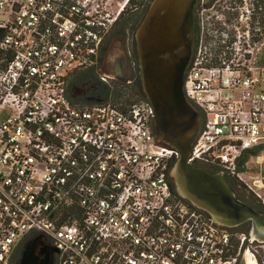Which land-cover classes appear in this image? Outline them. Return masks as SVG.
<instances>
[{
    "label": "built area",
    "instance_id": "built-area-1",
    "mask_svg": "<svg viewBox=\"0 0 264 264\" xmlns=\"http://www.w3.org/2000/svg\"><path fill=\"white\" fill-rule=\"evenodd\" d=\"M131 4L0 0V264L35 237L55 249L51 264H239L247 251L264 264V242L174 191L179 151L158 140L147 98L71 95V76L98 65ZM199 27L183 87L201 117L188 161L220 171L264 210V33L216 56Z\"/></svg>",
    "mask_w": 264,
    "mask_h": 264
},
{
    "label": "water",
    "instance_id": "water-1",
    "mask_svg": "<svg viewBox=\"0 0 264 264\" xmlns=\"http://www.w3.org/2000/svg\"><path fill=\"white\" fill-rule=\"evenodd\" d=\"M197 0H151L137 27L139 75L146 98L155 109L154 129L160 142L179 151L170 171L176 192L207 211L225 227L250 223L251 240L264 242V217L239 199L223 173L188 161L200 114L184 93V79L193 52L194 7ZM55 249L35 237L25 244L18 264H51ZM239 264H252L244 255Z\"/></svg>",
    "mask_w": 264,
    "mask_h": 264
},
{
    "label": "flooded vegetation",
    "instance_id": "flooded-vegetation-1",
    "mask_svg": "<svg viewBox=\"0 0 264 264\" xmlns=\"http://www.w3.org/2000/svg\"><path fill=\"white\" fill-rule=\"evenodd\" d=\"M150 0H132L130 11L135 20L132 27H137L143 20ZM204 22V42L210 53L219 55L231 47L249 32L254 41H262L264 33V0L250 2L247 0H197L194 7V56L199 41V21ZM260 41V42H261ZM25 244L17 249L19 256L13 264H18ZM54 256V253H53Z\"/></svg>",
    "mask_w": 264,
    "mask_h": 264
},
{
    "label": "trees",
    "instance_id": "trees-1",
    "mask_svg": "<svg viewBox=\"0 0 264 264\" xmlns=\"http://www.w3.org/2000/svg\"><path fill=\"white\" fill-rule=\"evenodd\" d=\"M129 9L125 11V13L116 23V25L112 28L107 39L105 40L102 51L99 56L98 65H94L80 71H75L71 76L69 83V90L71 95L74 96V99L78 103L90 104V103H96L98 101H108L111 97V94L115 93L121 96L124 93V91L130 92L133 96L138 95L142 100L146 99L144 92L139 86L137 87V85L135 84L133 85L126 84L125 81L123 80L113 81V84L112 82L105 83L100 80V76H99L100 74L98 72L102 59L106 51L108 50V47L110 46L109 44L113 42L116 36L123 35L125 31L128 29V27L132 26L131 23L135 20V18H133L132 12ZM129 12H131L132 15L131 18L127 17ZM77 88H86L87 89L86 94L77 95L76 93ZM127 102H129V104L132 103V101L131 102L127 101ZM116 104L123 105L121 103H116ZM208 169L216 171V169L213 168H208ZM228 181L232 184L234 191L239 199L255 207L258 211H260L264 215L263 207L250 193L247 192L245 188L238 186V184L231 179H228ZM171 183L174 191L176 192V188L173 181H171ZM238 227L240 228L243 227L241 228V231H246V232H249L250 229V225L248 224V222Z\"/></svg>",
    "mask_w": 264,
    "mask_h": 264
},
{
    "label": "rangeland",
    "instance_id": "rangeland-1",
    "mask_svg": "<svg viewBox=\"0 0 264 264\" xmlns=\"http://www.w3.org/2000/svg\"><path fill=\"white\" fill-rule=\"evenodd\" d=\"M144 1L147 4V0ZM127 17L128 18L132 17L131 12H129ZM135 32H136V27L129 26L123 35L116 36L113 42L109 44L110 46L108 47V50L106 51L102 59L98 72L99 74L105 73L109 75L111 77L109 83L112 82L113 84V81L123 80L125 81L126 84H130V85L135 84L137 85V87L139 86L142 89L140 75H139V62H138V52H137V44L135 39ZM86 92H87L86 88H77L76 90L77 95L80 94L84 95L86 94ZM109 100L114 101L116 103H121L123 105H128L129 102L127 101L130 102L132 101V103H134V102H139L142 99L138 95L133 96L130 92L124 91V93L121 96L115 93L111 94ZM248 224L250 225L249 222ZM241 228L235 227V230L241 231ZM245 255L247 256L248 261L251 263L252 255L248 251ZM18 256H19V252L14 254L12 263H14L15 259ZM258 256L259 258H261V253Z\"/></svg>",
    "mask_w": 264,
    "mask_h": 264
}]
</instances>
